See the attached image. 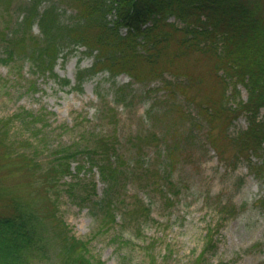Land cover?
<instances>
[{
    "label": "rangeland",
    "instance_id": "374dc122",
    "mask_svg": "<svg viewBox=\"0 0 264 264\" xmlns=\"http://www.w3.org/2000/svg\"><path fill=\"white\" fill-rule=\"evenodd\" d=\"M29 2L0 0V193L15 195L38 208L43 206L45 194L58 197V215L72 234L89 240L91 254L103 264H149L150 254H154L157 264H193L205 248L209 229H213L216 246L206 254V264H264V148L257 154L240 149L230 137L221 138L245 130L250 120L244 110L238 111L231 123L234 113L226 110L211 118L209 108L217 107L221 96L204 73L207 62L197 61V55L162 66L165 78H184L192 85L185 90L189 100L179 94L180 102L177 98L174 101L185 104L182 110L191 111L199 124L195 125L193 139H178L181 132L186 135L189 131L190 115L177 108L172 116L164 118L162 113L171 95L163 87L161 77L139 82L125 72L113 79L109 72L101 71L83 86L73 87L78 70L91 67L95 60L85 53V46H70L60 54L54 71L71 81L64 87L48 73H34L23 55L3 61L5 37L11 40L15 33L13 38L19 36L18 42L25 44L20 48L25 50L39 42L37 23L22 32ZM40 2V10L55 3L66 17L76 12L69 0ZM169 20L183 25L174 16ZM17 29L21 32L16 33ZM172 50L169 48L162 55L161 65ZM143 71V76H148V67ZM211 81L216 86L215 80ZM128 83H132L133 94L129 104L115 103L117 88ZM238 87L239 93L231 94L229 101L239 109L240 102L248 99V91L242 83ZM212 98H216L214 102ZM29 112L32 114L27 117ZM263 113L262 108L260 115ZM42 115L47 118L43 122L47 126L41 127L40 120L33 125L27 121ZM171 124L181 126L178 133L174 132L176 127L170 128ZM95 136H104L116 145L122 178L124 174L130 176L117 186L122 207L150 206L149 218L141 217V223L135 214L121 222L119 204L118 223L107 228L95 201L105 195L108 184L97 167H88L83 155H78L85 164L81 171L77 174L79 167L73 161L71 169L76 176L68 174L53 187L31 173L32 163L23 165L21 152L32 155L45 169L57 163L56 159L61 161L63 152L57 150L77 141L78 147L84 148ZM166 140H172L167 143L177 148L170 152ZM165 167L171 172L169 177L162 170ZM92 183H96L95 189ZM7 205L8 200L0 199V210ZM43 213H48V209H43ZM48 226L51 259L40 264H62L64 247L52 224ZM151 243L153 250H147Z\"/></svg>",
    "mask_w": 264,
    "mask_h": 264
},
{
    "label": "trees",
    "instance_id": "16d2710c",
    "mask_svg": "<svg viewBox=\"0 0 264 264\" xmlns=\"http://www.w3.org/2000/svg\"><path fill=\"white\" fill-rule=\"evenodd\" d=\"M69 1L76 8L72 17H66L64 10L55 3L40 10V0H31L25 9L22 32L29 31L32 23H37L41 32L39 42L32 49L25 50L20 48L24 43L18 42L19 36L13 38L15 33H11V40L4 38L2 48L5 56L2 60L7 63L23 55L24 60L29 61L34 73H48L64 87L69 86L71 81L68 78H60L54 71L60 54L70 46L72 49L85 46V53L94 56L95 60L91 67L78 70L77 86L73 87L83 86L88 79L101 71L109 72L113 79L125 72L139 82L161 77L164 82L163 87L171 95L162 115H165L164 118L172 116L177 108L180 113L188 112L189 131L186 135L181 132L178 139L183 137L191 140L194 138L195 125H198L199 121L191 111L182 110V105L185 104L175 103L174 98L180 102L179 94L186 96V88L192 85L184 78L174 80L165 78L162 66L167 65V62L174 64L176 61H184L198 55L200 58L197 61L207 62L204 73L209 78L211 86L220 90L219 105L223 100L225 101L221 106L215 105L209 108L212 109L209 113L211 118L226 110L228 113H234L229 119V122H232L237 112L244 110L250 120L245 130L235 136H229L226 130H223L227 135H222L221 138L230 137L240 149L252 150L257 154L264 148V113L260 115L261 109H264V0ZM171 16L180 20L183 25L179 26L175 21H170ZM123 28L126 30L123 31ZM15 32L21 31L17 29ZM24 40L26 38H22V41ZM169 48L173 50L161 65L160 59ZM68 53L69 51L65 52L63 57ZM144 67H148V76H143ZM233 76L236 77L235 80ZM211 80H215L216 86ZM198 83H201L200 79ZM239 83L247 88L248 99L241 101V107L238 109L235 103H230L229 97L231 94L239 93ZM131 84L117 88L115 103L129 104L128 101L133 97ZM187 99L189 100L188 97ZM215 99L212 98L211 101L214 102ZM196 111L199 113L198 109ZM31 114L29 112L27 117ZM36 120L43 123L47 118L43 115L34 116L27 121L33 125ZM47 125L43 123L41 127ZM171 127L176 126L171 124ZM180 127H176L177 131L174 132L178 133ZM172 140H166V143ZM77 142L73 145L75 149L69 144L57 150L63 152L59 158L61 161L56 159L57 163L54 162L45 169L34 161L32 155L30 157L25 155L26 152H21L20 155L25 160L23 162L26 163L23 165L28 167V164L32 163L31 173L43 179L42 182L48 187H53L68 174L76 176L71 169L73 161L77 162L76 168L79 167L77 174L81 171L85 164L78 159V155H83L86 158L84 162L89 163L88 167L92 170L97 167L102 179L108 184L105 195L97 200L98 202L95 201V204L104 215L102 221L109 228L112 224L118 223L117 210L123 203L117 186L124 177L130 176L124 174L122 178L118 148L104 136L92 137L84 148L78 147ZM176 148L175 145L167 143L170 152ZM33 154L37 156L38 153ZM162 170L167 173V177L171 175L167 167ZM92 185L95 189L96 183ZM47 189L46 187V191ZM0 199L8 200V205L4 210H0V264H40L43 260L49 261L52 246L49 241L48 224H52L54 233L60 237L62 248L64 247L62 264H103L101 259H95L91 254L89 240L80 239L72 234L68 224L58 215V197L45 194L41 208L33 207L15 195L3 196L0 193ZM262 203L264 205V197ZM46 208L48 213H43V209ZM120 209L121 222L127 221V218L129 220L134 218L132 215L135 214L137 217L135 219L141 223V217L146 219L151 214L149 205L136 204L133 208L121 205ZM212 230L209 229L206 234L205 248L193 264H206V254L215 248ZM153 246L154 244L151 243L146 249L153 250ZM149 264H157L154 254H150Z\"/></svg>",
    "mask_w": 264,
    "mask_h": 264
}]
</instances>
